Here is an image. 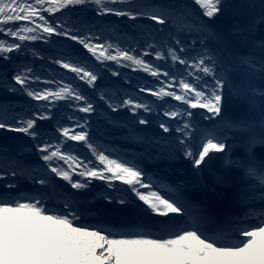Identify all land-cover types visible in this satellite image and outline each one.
<instances>
[{"label": "snow or ice", "instance_id": "obj_1", "mask_svg": "<svg viewBox=\"0 0 264 264\" xmlns=\"http://www.w3.org/2000/svg\"><path fill=\"white\" fill-rule=\"evenodd\" d=\"M77 9L100 18L115 16L130 21L127 31L134 27L144 38L143 44L135 36L126 39L125 33L103 19L100 25L79 15L73 19ZM56 14L64 16L63 22H50ZM138 20L145 24L138 25ZM72 23L77 25L75 29ZM54 35L76 42L100 65L114 62L142 70L157 80L166 78L162 86H144L140 91L162 102L172 98L187 105V109L167 105L163 116L178 118V144L191 162L197 183L213 193L217 187L234 188L233 204L243 211L228 223L240 226L227 231L223 219L210 212L190 213V204L178 186L157 183L138 165L110 158L94 145L84 130L87 121L57 127L62 141L41 142L45 134L38 131V121L53 119L58 102L75 106L81 113L96 109L78 86L65 83L63 78L43 81L42 88L34 86L41 77L22 62L13 66L11 80L6 70L0 71V88L42 103L30 114L23 110L13 114L11 120L9 106L0 105V129L23 133L35 141L42 167H46L41 173L25 166L20 159L24 146L12 152L8 145L0 144V179H29L42 189L35 195L14 196L10 190L15 185L10 183L0 191V264H264V85L253 83L256 77L264 80V0H0V61L10 63L14 55L45 59L27 42H49ZM148 55L184 67L178 73L162 70L145 59ZM47 59L96 90L99 76L81 51L69 47ZM225 90L245 101L250 114L225 118ZM99 98L112 111L126 107L137 114L141 109L152 112L155 103L131 96L112 102L103 89ZM188 109H204L205 119L218 121L215 128L203 131L195 149L189 144L193 113ZM139 123L149 121L140 118ZM171 127L166 121L159 122L165 133ZM67 141L86 145L98 165L67 149ZM236 148L241 149L239 155H234ZM161 152L172 156L166 147ZM216 153L221 154L220 170L212 171L213 182L208 184L202 169ZM233 169L237 173L234 177ZM50 174L75 190L88 188L94 179L104 181L109 188L121 182L147 210L167 219L157 231L149 224L129 226L111 219L96 225L78 224L81 217L74 200L57 188ZM103 198L121 205L130 202L124 196ZM50 200L60 201L63 209L48 208ZM181 217L187 219L181 221Z\"/></svg>", "mask_w": 264, "mask_h": 264}, {"label": "trees", "instance_id": "obj_2", "mask_svg": "<svg viewBox=\"0 0 264 264\" xmlns=\"http://www.w3.org/2000/svg\"><path fill=\"white\" fill-rule=\"evenodd\" d=\"M45 15L49 17V14ZM77 15L83 17L88 22H95L97 25H100L101 19H103L106 24H111L125 33L126 39L131 40L134 39L135 36L139 38L141 45L143 44L144 38L140 36L139 32H137L134 27H132L131 32L127 31V29L131 27V22L126 19L115 16L100 18L96 17L91 11L84 12L80 9L73 11V19H75ZM63 20L64 16L61 14L50 17V22L52 23L63 22ZM221 22L222 21H217V23ZM223 22L230 23L231 21ZM136 23L138 25H144L145 21L138 20ZM72 27L75 29L77 25L72 23ZM80 27H83V24H81ZM97 31H99V28H97ZM80 34L83 35L84 33L81 32ZM0 38L3 37L0 36ZM149 42L151 43V41ZM27 43L29 47L36 48L43 53L45 59H32L29 56L20 57L14 55L10 63L0 61V71L6 70L9 80H11L13 66L15 64L22 62L28 63L29 66L34 69L35 73L41 77V82L34 86L42 88L45 86L43 81L52 80L53 78L60 80L63 78L65 83L71 82L74 86H78V90L82 91L83 94L89 98V102L93 103L96 109L93 113H81L75 106L69 107L64 101L58 102L53 109V119L38 121V131L45 134L41 142L47 141L49 143H54L62 141L57 127L71 126L73 122L84 123V121H87L84 130L89 133L90 141L94 145H97L100 150H103L106 155H109L110 158H118L121 161L134 163L143 169L146 174H149L157 183H161L162 185L169 184L167 182H162L156 177L157 167L161 166L167 168L177 161L176 157H185L178 144L177 137L179 134L175 132L178 118L170 119L164 117L163 110L167 105H175L176 107L184 109H187V105L175 101L172 98H166L165 101L162 102L149 93L140 91V88L144 86L153 89L162 86L161 81H165V77L161 76L159 80H157L149 73L142 70H134L132 67H126L123 64L117 65L114 62H105L104 65H100L99 62L91 58L90 54H87L86 50H83L80 45L65 37L54 35L50 38L49 42L37 40ZM189 43L191 42L189 41ZM69 47L81 51V53L87 57L89 67L98 74L99 79L96 82L95 91L83 81H79L78 79L74 80V74L69 73L67 70L60 68L51 60L47 59L48 56L57 55L60 51L67 50ZM145 59L156 65H160L162 70H168L173 73L180 72L184 67L178 63L173 65L170 59L167 61H156L154 55H148ZM113 73L116 74L114 75ZM178 79L179 75H177V81ZM253 83L264 85V80L256 77ZM101 89H103L108 96L113 98L112 102H122V100L128 96L134 97L142 102L154 101L153 111L144 112L141 109L138 110L137 114L129 111L126 107H119L116 111H112L107 103L99 98V91ZM225 97V102L229 101L236 108L241 106L244 107L243 114L235 117L225 116L223 114L225 118L236 119L250 114L248 105L245 101L229 96L227 90H225ZM40 103L42 102L32 100L20 92L11 93L0 88V105L7 104L9 106V120H11L13 114L19 113L22 110L30 114V110L39 107ZM156 105H160V108L157 109ZM188 111L193 113V136L189 140V144L193 146L197 139L196 136L205 125L213 129L218 125V121L214 119H205L206 110L204 109H188ZM0 112H2V109H0ZM69 116L72 117L71 120L68 119ZM140 118L147 119L149 123L141 125L139 123ZM57 119L60 121L59 125L57 124ZM161 120L172 125L169 133H165L159 128V122ZM0 144L8 145L12 152H15L19 146H24V152L20 157L22 163L25 166L36 169L37 172L43 173L45 171L46 166L42 167L44 162L37 153L35 141L30 137L23 133L0 129ZM65 146L85 162L92 161L93 165H98V161L95 160L94 155L82 142L67 141ZM163 147H166L167 152H172L171 157H169L166 152H161ZM141 162L146 163L150 169L147 170ZM50 175H52L55 180L57 188L69 193L70 199L74 200V206L77 207V212L81 217L78 224L96 225L104 221V218L117 221V219L124 215H127L129 218L154 215L150 210H147V207L143 205L142 202L135 199L134 195L129 192L127 185H123L121 182H114V187L109 188L104 181L94 179L89 184L88 188L75 190L72 189L67 182L55 177L54 174ZM74 178L80 179V177ZM10 183L15 185V188L10 190L14 196L17 194L35 195L42 191L40 185L32 183L29 179L11 176L0 179V191H3L5 186ZM107 195L114 197L124 196L128 198L130 202L125 205H121L118 202H109L103 198ZM133 200L135 201L134 203L131 202ZM47 207L50 209H63V204L57 200H50L47 203ZM180 219L183 221L185 217H181ZM122 224L129 226L138 225L136 223Z\"/></svg>", "mask_w": 264, "mask_h": 264}, {"label": "rangeland", "instance_id": "obj_3", "mask_svg": "<svg viewBox=\"0 0 264 264\" xmlns=\"http://www.w3.org/2000/svg\"><path fill=\"white\" fill-rule=\"evenodd\" d=\"M204 130H212L209 126L205 125V127L201 130V132L196 136L197 139L195 140V143L193 144V149L197 148L199 143H200V137L203 133ZM227 135V133H225ZM228 143H232V140L229 139L227 141ZM257 153L260 152V149L256 150ZM241 153V149L240 148H236L234 149V155H239ZM215 155V159L211 160L208 165H211V162L213 164V167L217 168L218 167V163H220V156L221 154L216 153ZM176 160L174 162V164H172L169 167H161L158 166L157 167V174L156 177L162 180H168L169 182H171V184L176 187L178 186L180 189V195L183 196L190 204L189 207V212L192 213L193 215H200L201 211H205V208L208 206L209 207V202L207 200V192L205 191V188L203 186V184H199L197 183V178L195 175V171L191 165V162L187 159V158H181V157H176ZM147 170H149V166L144 163L141 162ZM212 167V166H211ZM165 168V169H163ZM205 166L202 169V175L204 177V181L206 182V172L204 170ZM163 169V170H161ZM233 172L236 173L235 169L232 170ZM188 193H194L196 194V196L198 195V199L197 202H191L188 198ZM218 205L221 203L220 201H217ZM197 205L199 207H197ZM242 210H237L236 211H232L234 212L231 215V218L236 217L238 214L242 213ZM137 214V212H136ZM185 219H187V217H185ZM108 220L106 218L103 219ZM112 220V219H111ZM117 221L119 223H139V224H149L154 226L153 229H157L158 230V226L160 224H162L163 222L166 221V219H163L162 217H158V216H154V217H140L137 216L134 218H129L127 217V215L121 216V218L117 219ZM136 221V222H135ZM229 221V219H228ZM225 225V223H224ZM230 228L224 227L225 230L230 231L231 229H234L238 225L237 223H229Z\"/></svg>", "mask_w": 264, "mask_h": 264}, {"label": "bare ground", "instance_id": "obj_4", "mask_svg": "<svg viewBox=\"0 0 264 264\" xmlns=\"http://www.w3.org/2000/svg\"><path fill=\"white\" fill-rule=\"evenodd\" d=\"M220 163H218L217 168L213 167L212 162H211V165L207 164L205 166L204 170L206 172V183L212 184L213 178H212L211 173H212V171H219L220 170ZM235 175H236L235 172L232 171V176L234 177ZM205 191L207 192V200L212 205L217 206L215 201H220L222 203V206L224 207V213H225L224 216L226 219H228V217L232 214V212L229 211L228 207L230 205H234L233 204L234 188L217 187L215 193H213L211 191H207L206 189H205ZM205 212H210L213 215L220 217V215H218V213H216L214 209L210 208V206L209 207L207 206L205 208Z\"/></svg>", "mask_w": 264, "mask_h": 264}, {"label": "water", "instance_id": "obj_5", "mask_svg": "<svg viewBox=\"0 0 264 264\" xmlns=\"http://www.w3.org/2000/svg\"><path fill=\"white\" fill-rule=\"evenodd\" d=\"M244 111V107L235 108V106L232 103H229L228 101L225 102V109L223 114L225 116L234 117L237 115H241Z\"/></svg>", "mask_w": 264, "mask_h": 264}]
</instances>
